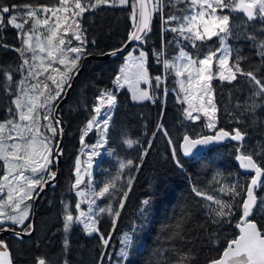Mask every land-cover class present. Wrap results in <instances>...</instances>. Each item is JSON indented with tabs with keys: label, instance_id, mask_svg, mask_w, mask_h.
Masks as SVG:
<instances>
[{
	"label": "trees",
	"instance_id": "trees-1",
	"mask_svg": "<svg viewBox=\"0 0 264 264\" xmlns=\"http://www.w3.org/2000/svg\"><path fill=\"white\" fill-rule=\"evenodd\" d=\"M148 2L151 12L156 0ZM0 3L9 7L51 5L56 0H0ZM133 3L136 1L129 0L127 5H102L86 11L83 18H79L86 40L85 51L79 54L76 67L67 73L65 90L86 55H104L127 43L136 22L132 16ZM189 7L188 0H163L162 12H151L150 31L143 34V42L139 41L121 58L86 62L70 100L61 108L59 125L64 131L61 174L57 186L44 195L39 203L35 235L23 241L1 238L11 252L14 264H38V258H43L46 264H64L65 261L67 264L120 263L122 257L118 254L126 233L133 242L122 264H176L185 254L194 257L191 264H209L220 258L230 240L238 237L236 224L242 216L239 205L246 199L245 189L249 187L252 176L240 171L237 157L241 154L252 155L253 160L264 169V104L261 98L252 96V85L244 76L237 74L231 83L222 82L217 77L211 81L217 108L216 129L213 132L208 130L206 117L201 116L198 120L186 118V104L178 96L174 74L164 68L163 61L175 58L179 43L194 58L201 59L213 51L220 54L221 48L217 36L203 42L197 41L198 48H192L188 41L182 42L177 33L170 31L181 21H168V18H183L190 14ZM25 11L17 8L12 14L17 15L20 21ZM223 14L230 16L235 33L234 38L227 40L231 49L229 66L239 59L240 67L245 71L251 70L258 78L264 77V49L260 47V43L264 42V32L260 31L259 23L252 21L245 24L246 17L242 13L227 9ZM4 15L5 26L0 28V122L3 123L9 119L17 121L18 114L12 101L20 94V81L24 80V89H30L31 84L36 83L31 77L25 80L27 66L21 68L23 58L16 51L24 46L20 30L7 23L9 14ZM32 23L29 18L28 23L24 24V32L31 28ZM251 36H255V39L246 38ZM66 39L72 40V44L66 47L80 46L72 32L67 33ZM134 48L145 52L151 80V100L141 103L132 100L127 88L117 86L124 57ZM67 55L72 58L77 54ZM53 67L65 71L64 65L57 63ZM217 69L218 64L214 59L213 72L216 73ZM7 73L12 75L11 81L7 80ZM45 75L57 74L49 69ZM157 76L161 77L159 86L155 79ZM39 79L44 81L45 76ZM57 79H60L59 75ZM46 82L50 91L55 89L51 80ZM64 93L61 92L54 101V110ZM104 93L115 96L116 106L110 122L106 152L98 159L92 179L95 191L110 182L116 185L115 189H110L113 193L111 197L106 195L96 199L94 206L93 216L98 219L99 233L105 238L110 237L107 246L99 234L89 236L81 224H73L70 232H64L65 214L76 213L77 187L74 185L77 158L84 142L91 143L96 138L95 132L84 135V131L96 115L94 108L100 103L98 97ZM253 101L257 107L250 112L248 108ZM10 108L12 112L8 111ZM40 113L42 117L44 110L40 109ZM41 120L43 124L47 123ZM49 122L57 127L54 111ZM221 128L229 132L240 129L245 133L243 143L227 142L192 158L183 157L181 144L185 136L195 139L215 134ZM60 136L58 131L51 137L52 163L47 167L50 172H55L53 159ZM128 139L134 141L132 147L124 142ZM128 161H132V165L128 166ZM122 163L126 165L123 169L120 167ZM3 171L4 162L0 161V177ZM45 179H48L46 175ZM129 179H132L131 191H128L126 199H122L124 191L128 189ZM227 186H235L236 192L240 194L220 191ZM194 189L231 204L232 215L220 223H213L217 218L212 209L217 205L203 196H197ZM38 190L39 187L36 192ZM35 194L28 201L32 206ZM256 196L259 205L260 199L264 198V187L256 190ZM145 200L149 201L147 205L143 203ZM121 202L124 205L122 209L119 208ZM109 206L113 211H119V217L98 212L99 208ZM253 212L254 215L249 219H254L258 227L264 226V218L255 215V209ZM228 220L231 223L226 222ZM3 227L22 230L11 224ZM66 236L67 250L64 246Z\"/></svg>",
	"mask_w": 264,
	"mask_h": 264
},
{
	"label": "snow or ice",
	"instance_id": "snow-or-ice-1",
	"mask_svg": "<svg viewBox=\"0 0 264 264\" xmlns=\"http://www.w3.org/2000/svg\"><path fill=\"white\" fill-rule=\"evenodd\" d=\"M127 5L129 0H56L55 4L51 5H12L11 7L0 3V28L5 26V15L9 14L7 23L20 30L22 37V44L24 45L20 49H16L23 58V64L21 68L27 66V76L25 80L31 77L36 83L31 84L29 90L23 88L24 80L20 81V94L16 95V98L12 101L15 105L16 112L18 113V122L13 119H9L4 123H0V161L4 162L6 169L5 173L0 177V195H5L4 190L7 189L6 199L3 203H0V231L10 230L4 225L10 223L11 225H18L22 229L21 232L16 233L15 228L11 230L22 239L24 235H31L32 225L28 223L25 225V220L29 216L28 208L26 206L23 210L21 205L26 200L33 198V191L38 185L46 183L45 175L48 179H55V172H50L47 165L52 162L50 157L52 156L51 139L45 135L42 131V127H46L53 137L59 131L62 133L63 129L54 127L50 122L48 125L42 126L39 121L42 119L51 121L52 112L54 111V101L57 100L61 92H64V84L67 82L65 77L68 72H71L77 65L80 59L81 53L85 51L84 45L86 40L83 36V30L81 29L79 20L77 18H83V14L89 10H95L102 5L115 6ZM190 14L185 15L183 18L171 16L168 21H181L177 27H173L170 31L177 33L184 40L188 41L192 48H198L197 41L203 42L205 39H211L213 36L219 37L220 44L224 45L220 49V54L213 51L204 56V58H194L189 52L180 50L179 55L175 58V61H163L164 68L172 69L175 71V75L178 77L184 76L187 73L189 86H194L197 89L196 94L201 97V105L197 109L191 104V100L188 96L185 99H189V109L186 110V118L189 120L199 119V117L193 116V111H203L209 118L207 127L215 129L216 125L213 122L214 114L216 112L215 104L212 101V84L211 81L214 78H219L220 81H227L231 83L237 78V74L244 76L248 83L252 85L254 98H261L262 104H264V77L258 78L254 71H245L240 67L239 59L229 66V57L231 56V49L227 46V40L234 38V28L230 23V16L223 13L225 9L230 12L242 13L246 17L248 22L256 21L260 25V31L264 32V0H188ZM139 4V25L135 27V30L130 36V40L143 42L144 35L150 31L151 12H157L163 10V0H156L151 12L145 10V0H138ZM136 3L132 4L133 19H136L135 9ZM23 8L26 11L23 13V23H18V16L12 14L15 9ZM29 18L32 19V27L24 32V24L28 23ZM168 21H165L166 23ZM43 27L45 32L37 34L38 28ZM243 27V25H242ZM63 30V34H62ZM71 31L76 41L80 42V46L66 47L71 45L72 40L66 39L67 33ZM142 33L144 35H142ZM41 36L44 40L41 41ZM35 38V44L33 43ZM255 39V36L246 37ZM94 43V41H93ZM7 47V45H3ZM127 45H125L126 47ZM261 49H264V42L260 43ZM39 53H46L44 55H38ZM122 51V49H118ZM31 53V61L27 54ZM67 53H76L75 57L69 58ZM113 52L111 55H115ZM146 54L140 53L138 67L140 71L135 75V85L140 80H147V72L144 68V60ZM131 60L132 57L129 56ZM218 64L217 72H213V62ZM39 63H35V61ZM46 60L48 61L46 63ZM64 65L65 71L61 72L60 68L53 67L54 64ZM70 65V66H69ZM51 69L52 73L60 76L57 79V75H45ZM123 71V70H122ZM40 76H45V80L39 79ZM8 81L12 80L10 73L6 74ZM70 79V77H69ZM157 86L161 83V77H155ZM51 80L55 85V89L50 91L49 84L46 82ZM120 82V77H117V83ZM127 82V78H125ZM181 90L187 93L188 89L184 87V82L180 81ZM70 87V85H69ZM29 91L32 93L29 94ZM209 97L207 105L210 106L211 115H209V109L205 108L203 103V97ZM137 97L134 95L133 97ZM140 99H151L146 91H142ZM100 103L95 106V116L86 125L84 135L91 130L94 125L97 126V130L101 132V141L95 145V148L103 147L107 143L108 132L110 127V121L112 120L111 111L116 106V98L114 95L104 93L98 97ZM107 104L108 112L105 113V118L98 121V117L101 114V108ZM257 105L255 101L249 105L248 110L250 112L255 111ZM40 109L44 110V114L41 117ZM12 112L10 108L8 110ZM60 121L55 120V124L59 125ZM245 133H242L240 129H233L232 132L219 129L215 136H203L199 138L184 137V152L185 155L191 154L192 150L197 146H206L214 141H222L225 138H230L236 141H243ZM12 141L11 143H9ZM128 147H132L134 141L128 139L124 141ZM146 154V153H145ZM93 155H99L98 152H93ZM241 162V167L245 169H251L254 171L255 176L250 181V186L245 189L246 199H244L239 205L242 208V216L236 227L239 229L237 238L230 240L226 248L222 251L220 258L212 260L209 264H264V226L258 228L257 222L249 217L259 215L264 218V198L260 199L259 205L257 204L258 197L254 194V189L264 187V183H261V176L264 174L262 169L254 160L252 155L241 154L237 157ZM179 163V162H178ZM132 165V161H128V166ZM89 168L91 167V157H89ZM121 169L126 167L125 164L120 165ZM77 179L75 181V187H78L83 177L80 175V164L77 161L76 166ZM31 173V175H26ZM37 173H41L37 176ZM119 177H117L118 179ZM132 179L128 180V189L124 191L123 198H127L128 191H131ZM114 182L106 184L99 191L93 190L91 196L93 198H104L106 195L111 197L113 193L110 189H115ZM42 190V188H41ZM197 196H203L205 199L212 201L217 207L212 209L217 219L213 220V223H220L225 217L232 215L231 204L222 200L216 199L211 195H207L200 191H196ZM222 192L239 195L236 192L235 186H227L220 189ZM77 195L85 197L86 193L80 191ZM89 208L88 213L81 211L79 216L74 219L71 213H66L64 218V232H70L73 223L83 224L87 234L91 236L93 233L99 234V237L105 246L108 245L110 237L105 238L102 233H99L98 219L96 216L91 215L93 212L92 205L95 203V199L88 200ZM145 205L149 201L143 202ZM9 206L11 214L5 211V207ZM123 202L119 204V208H123ZM76 208H80V204H76ZM227 210V211H226ZM99 213L107 212L109 215L119 217V211H113L111 206L108 208H99ZM84 217V219H81ZM231 223L230 220L226 221ZM132 237L129 234H125L122 244L124 247L120 249V256L124 259L128 257V249L132 245ZM65 250L68 247L67 236L64 241ZM7 245L3 241H0V264H11V261L7 259L9 253L4 249ZM194 257H189L185 254L180 257L176 264H191V260ZM38 264H46L43 258H38ZM67 264V261L64 262Z\"/></svg>",
	"mask_w": 264,
	"mask_h": 264
},
{
	"label": "rangeland",
	"instance_id": "rangeland-1",
	"mask_svg": "<svg viewBox=\"0 0 264 264\" xmlns=\"http://www.w3.org/2000/svg\"><path fill=\"white\" fill-rule=\"evenodd\" d=\"M218 14H223V13H220L219 10H218ZM77 19L79 20V18H77ZM17 22L18 23H23V20H20V21L17 20ZM31 27H32V25H31ZM43 32H45V29L43 27L38 28L37 34H40V33H43ZM68 33H71V31H69ZM62 34H63V30H62ZM43 40H44V37L41 36V41H43ZM180 40L182 42L186 41L182 37L180 38ZM33 43L35 44V38H33ZM178 47H179L178 48L179 50H178L175 58L179 55L180 50L183 49V48L180 47V43H179ZM222 47H224V45H221V48ZM141 52H144V51L139 49V48H134L133 50H131L124 57V61H123V64H122V66L120 68L119 75H118V77H120V82H121L120 85H119V88H123V87L127 88L131 92L132 100L134 102H137V103H141V102H145V101L151 100V99H140L139 98L142 91H146L148 93V96L151 97V92H150L151 80L149 79V76H148L146 56H145V60H144V68L146 69V72H147V80H143V79L140 80L139 83L135 85V88H133V84L135 83V75H136L137 72L140 71V68L138 67V61H139V57H140V53ZM37 54L38 55H44L46 57V53L41 54V53H39L38 50H37ZM27 56L30 59V62H32L31 61L32 54L28 53ZM129 56L132 57L131 60L129 59ZM175 58H173L170 62L175 61ZM229 59H230V57H229ZM35 63L38 64L39 61L37 60V61H35ZM170 70L174 74L173 76H174V79L176 81V90H177V93H178V96H179L180 100H182L186 104V110L189 109V99L191 100V104L193 105V107L198 109L200 107V105H201V97L196 94L197 89H195L194 86H192V87L189 86L187 73H185L184 76L178 77V76L175 75V71L174 70H172V69H170ZM125 78H127V82H125ZM181 80L184 82V87L188 89L187 93L185 91L181 90V86H180V81ZM163 85H165V79L163 80ZM25 90H29V89L27 88ZM29 94L31 95L32 93L29 91ZM134 95L137 97L136 99L133 98ZM186 95L188 96L189 99H185ZM211 98H212V101L214 103L213 96ZM208 99H209V97H207V96L203 97V103H204L205 108L209 109V115H211L210 106L207 105V100ZM215 107H216V105H215ZM107 112H108V108H107V104L105 103V105L101 108V114L98 117V121L99 120H103L105 118V113H107ZM113 113H114V110H112L111 113H110L112 117H113ZM192 114H193L194 117H199V118L201 116H203L204 118L206 117L207 124L209 123V118H208V116H206L204 114L203 111H193ZM195 120H198V119H195ZM44 121H47V123L43 124V120H40L39 123L42 126L48 125L50 123L48 120H44ZM17 122H18V116H17ZM213 122L215 123V125L217 127V108H216V112L214 114ZM0 123H3V122H0ZM216 127H215V129H216ZM215 129L208 128V130L211 131V132H213ZM41 131L52 140V138H51L52 137V133L49 132L46 127H42ZM92 132L96 133V138L91 143H87L86 141L84 142L83 147L81 149V152H80V154H79V156L77 158V161H79V164H80V175L83 177V181L77 187V192L76 193H78L80 191H84L86 193V196L85 197H81V196L77 195L76 204H80V208L79 209L76 208V213L73 214L74 219L79 216V213L81 211H83L85 213H88V208H89L88 200H90V199H95L96 200V199L99 198V197L93 198L91 196V192L94 190V184H93V179L92 178H93V173H94V171L96 169V165L98 163V159L105 155L106 143L103 145V147L95 148V145H97V143L101 141V132L97 130V126L96 125H94V127L91 130H89L87 132V134L92 133ZM11 142L12 141H10L9 143H11ZM51 147H52V145H51ZM94 151L98 152L99 155H93ZM52 154H53V151H52ZM89 157H91V167L90 168L88 166L89 165ZM50 159L52 160V156L50 157ZM77 161H76V166H77ZM51 163H49L47 165V167ZM5 171H6V169H5ZM5 171H3V173H5ZM26 175H31V173H26ZM40 175H41V173H37V176H40ZM75 178L77 179L76 170H75ZM0 182H2V181H0ZM40 186L41 185H38L35 188V190L32 193L33 196L36 193L37 188L40 187ZM4 192H5V195H0V203H3L4 200L6 199L7 189H5ZM28 201L29 200H26L24 202V204L21 205V209L22 210L26 206L30 205L28 203ZM94 206H95V203L92 205L93 212L91 213V215L94 214ZM5 211H8V212L11 213L10 207L6 206L5 207ZM28 212H29V216H28L27 220H25V225L27 223H29V221L31 219V216H32V205H30V208H28ZM11 214H16V213H11ZM81 219H84V217H81ZM8 224H10V223H8ZM73 224H80V223H73ZM81 225H83V224H81ZM16 226H18V225H16ZM18 227H20V226H18ZM124 236H123V238H124ZM122 247H124L123 244H122ZM118 255H120V251H119ZM122 259H121L120 263H115V264H122L123 263L122 261L125 260L123 257H122Z\"/></svg>",
	"mask_w": 264,
	"mask_h": 264
},
{
	"label": "water",
	"instance_id": "water-1",
	"mask_svg": "<svg viewBox=\"0 0 264 264\" xmlns=\"http://www.w3.org/2000/svg\"><path fill=\"white\" fill-rule=\"evenodd\" d=\"M137 7H136V22L134 25V30L135 27L139 25V4H138V0H135ZM145 4H146V8L145 10L150 12V6H149V2L148 0H145ZM133 30V31H134ZM143 35V33H142ZM130 38V37H129ZM139 41H135V40H130L128 39L127 43L125 45H127L125 47V45L119 49H122V51H118V49L110 51L104 55H94V54H89L86 55L82 62L80 67L74 72L71 82L69 83V85L67 86L64 96L63 98L59 101V103L57 104L55 110H54V120H59L61 122V117H60V112H61V108L68 103V101L70 100V97L73 93V90L76 86L77 80L78 78L81 76V74L83 73V70L85 68V64L87 61L89 60H99V61H111L117 58H121L123 57L130 49H132ZM115 52V55H111V53ZM60 124V123H59ZM57 127L60 129V125H57ZM60 133V132H59ZM60 139L57 143V147L55 149V156L53 159V164L55 166V179H46L47 182L46 183H42L41 186L39 187V190L36 192L35 197H34V201H33V206H32V216H31V225H32V232L31 235H24L22 239L18 238L17 235L10 229L7 231H0V241L2 237H10V238H14V239H18L20 241H23L26 238H33L35 235V224H36V217H37V210L39 207V203L42 199V197L44 195H46L50 190H53L56 186H57V182L58 179L60 177L61 174V167H62V161H63V146H64V131H62V133H60ZM215 134H209V135H205V136H215ZM190 138V137H189ZM227 142H232L234 144H242L243 141H236V140H232L230 138H225L222 141H214L212 143H210L209 145L206 146H197V148L193 149L191 154L189 155H185L184 152V140L181 144V153L183 155V157L185 158H192L196 155L205 153L217 146H221ZM237 165L240 168V171L245 174V175H251L252 178L255 176V173L253 170L251 169H245L243 167H241V162L237 159ZM261 183L264 179V174H262L261 176ZM250 186V185H249ZM42 188V190H41ZM259 188V186L257 188L254 189V194L256 195V190ZM257 204H258V200H257ZM250 218V217H249ZM258 226V225H257ZM8 228V227H7ZM259 228V227H258ZM16 230V229H15ZM21 232L20 230H16V233ZM5 251H7L9 253L7 259L11 261V264L13 263V258L11 255V252L9 251L8 248L4 249Z\"/></svg>",
	"mask_w": 264,
	"mask_h": 264
},
{
	"label": "crops",
	"instance_id": "crops-1",
	"mask_svg": "<svg viewBox=\"0 0 264 264\" xmlns=\"http://www.w3.org/2000/svg\"><path fill=\"white\" fill-rule=\"evenodd\" d=\"M120 83H121V82H119V83L117 84L118 87H119Z\"/></svg>",
	"mask_w": 264,
	"mask_h": 264
},
{
	"label": "flooded vegetation",
	"instance_id": "flooded-vegetation-1",
	"mask_svg": "<svg viewBox=\"0 0 264 264\" xmlns=\"http://www.w3.org/2000/svg\"><path fill=\"white\" fill-rule=\"evenodd\" d=\"M20 231H22V230H20Z\"/></svg>",
	"mask_w": 264,
	"mask_h": 264
}]
</instances>
